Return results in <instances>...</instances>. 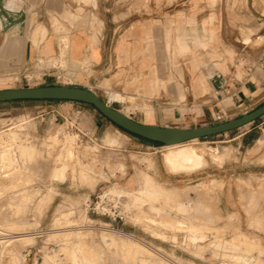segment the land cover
Segmentation results:
<instances>
[{"label":"rangeland","instance_id":"1","mask_svg":"<svg viewBox=\"0 0 264 264\" xmlns=\"http://www.w3.org/2000/svg\"><path fill=\"white\" fill-rule=\"evenodd\" d=\"M28 1L35 12L32 23L21 30L28 37L32 33L38 54L26 70H0V90L42 87L48 84L40 78L42 73L53 67L72 76L71 80L62 77L60 85L94 86L89 57L81 67L72 66L69 36L79 28L95 34L106 22L124 21L127 13L173 21L176 15L198 17L209 12L214 15L210 25L214 26L215 47L223 40L218 22L223 0H44L38 9L34 0ZM238 1L244 5V0ZM49 4L65 6L64 12L47 8ZM258 11L264 14V0H258ZM260 24L258 40L241 30L235 35L236 43L243 48L258 44L263 51L264 22ZM45 32L60 35L57 65L39 63ZM0 33L1 46L6 31ZM127 100L138 111L148 109L139 97ZM31 109L23 101L0 103V124H18L21 130L18 136L10 137L13 131L6 135L11 146L20 141L18 161L13 149L0 155V172L8 169L11 173L7 179L0 173V225L11 233L39 234L36 239L13 243L5 264L16 257V251L15 264H26L23 255L29 244L44 254L38 264H73L75 249L90 264H264V205L260 208L256 195L264 192L258 166L264 150L240 147L242 131L184 144L178 149H195L207 163L174 175V171L164 172V161L178 149L142 144L139 137L130 141L116 133L111 134L114 144L105 142V136L96 140L84 130L85 124L80 126L79 120L70 117L38 138L30 128L35 121L22 125L31 120ZM194 126L200 124L183 123L184 128ZM229 191L243 193L229 200ZM191 232L202 233L206 239L193 244L188 239Z\"/></svg>","mask_w":264,"mask_h":264},{"label":"crops","instance_id":"2","mask_svg":"<svg viewBox=\"0 0 264 264\" xmlns=\"http://www.w3.org/2000/svg\"><path fill=\"white\" fill-rule=\"evenodd\" d=\"M25 1L11 0L13 8L9 10L5 4L10 0H0V32L6 31L0 46V70H26L38 54L32 42V33L28 37L27 31L21 30L25 24L32 23L30 19L35 12L33 6L28 5L29 1ZM43 1L34 0L38 4L37 9ZM245 4L248 6L245 7ZM221 6L222 15L218 17V22L222 24L223 40L218 47H215L214 26L210 25L214 23V15L209 12L198 17L176 15L173 21L166 20L164 16L152 18L142 13L135 17L127 13L123 16L124 21L118 24L106 22V26L95 34L88 28L74 30L69 36V60L73 67L79 68L89 57L92 63L90 70L94 73V86L77 85L94 91L104 102L133 120L154 126L184 128L183 123L189 120L198 122L200 126L215 125L258 109L264 105V50H258V44L243 48L236 43L235 35L243 30L258 40L264 14L258 11V0H244L242 6L238 0H223ZM47 8L53 11L60 8L55 12L61 13L65 6L49 4ZM204 19L207 25L203 24ZM42 39L39 63L57 65L58 60H55L60 55V35L47 36L45 32ZM248 43L249 40H246L244 44ZM64 72L53 67L42 73L40 78L48 81L44 86L60 85L62 77L69 80L72 77ZM66 84L72 85L70 82ZM129 96L146 101L147 111L136 110L127 100ZM23 102L33 108L29 115L31 120L26 124L35 121L30 128L38 138L46 137L49 127L53 129L69 117L79 120L80 126L85 124L84 130L96 140L105 136V142L114 144L116 140L112 133L130 141L138 138L123 132L93 106L85 103L62 100ZM46 120L51 123H46ZM263 122L264 117L236 130L243 132L240 147L258 146L264 150ZM3 126L5 124H0V131ZM138 139L142 144L158 145L140 137ZM193 150L174 151L179 164L174 175H183L203 166L200 160L191 163L185 160L186 153ZM258 166L260 175L264 176V160ZM164 169V172L172 173L167 157ZM143 174L139 172L140 176ZM241 193L229 191L227 199L238 198ZM256 195L261 199L262 208L264 192H256ZM77 252L76 249L73 251V264H90Z\"/></svg>","mask_w":264,"mask_h":264},{"label":"water","instance_id":"3","mask_svg":"<svg viewBox=\"0 0 264 264\" xmlns=\"http://www.w3.org/2000/svg\"><path fill=\"white\" fill-rule=\"evenodd\" d=\"M76 101L93 106L120 129L164 146L183 145L196 139L214 137L238 130L264 117V105L241 117L215 125L189 128L162 127L140 123L104 102L94 91L76 86L53 85L36 88L0 90V103L15 101Z\"/></svg>","mask_w":264,"mask_h":264},{"label":"built area","instance_id":"4","mask_svg":"<svg viewBox=\"0 0 264 264\" xmlns=\"http://www.w3.org/2000/svg\"><path fill=\"white\" fill-rule=\"evenodd\" d=\"M68 118H64V120H67ZM22 125H26V123H22ZM4 128L2 131H0V155H5L8 151H14L13 155L18 161V154H19V142L13 141L15 144L11 146L12 144L6 140L7 136L9 135L8 132L13 131V133L10 135V137L18 136L21 133V130L18 129L19 125H9V126H3ZM262 132L264 134V129H262ZM4 163V162H3ZM8 170V169H7ZM7 170H2V179H7L11 176V173H7ZM15 236L17 234H12L9 232H6L1 226H0V264H5L7 251L12 247V244L17 242L15 241ZM33 237L36 239L39 237V234L34 233ZM44 257V254L40 248H37L36 245H26L24 250L23 259L26 264H38L40 260H42ZM29 259H32V261L29 263ZM60 264H63L60 262Z\"/></svg>","mask_w":264,"mask_h":264},{"label":"bare ground","instance_id":"5","mask_svg":"<svg viewBox=\"0 0 264 264\" xmlns=\"http://www.w3.org/2000/svg\"><path fill=\"white\" fill-rule=\"evenodd\" d=\"M75 66V65H74ZM198 140V139H196ZM178 145L176 146H167L168 148H176ZM186 152V151H185ZM182 154V153H181ZM167 157V164L170 168L171 171H176L177 170V156L175 154H170L169 156H166ZM185 160L189 163L191 162H194L195 160H200L202 162V165L205 164L206 160L204 159V156L202 153L198 152L197 150H193V151H188L186 153V157H185ZM207 163V162H206ZM151 165L154 164L153 161H150ZM150 165V166H151ZM179 165V164H178ZM181 168V167H179ZM185 170V169H183ZM177 172V171H176ZM186 224V223H185ZM172 225V224H171ZM6 232H9L11 233L10 231H7L3 225H0ZM168 226V225H167ZM12 234H17V236H15V241H25V240H29V239H33V234H29V233H26V232H17V233H12ZM188 239L190 240V242H192L193 244L199 242V241H204L206 239V236L202 233H199V232H191ZM136 240V239H135ZM138 241V240H136ZM143 245V244H142ZM148 247V246H147ZM18 252L16 251L15 254L13 255H16V257L13 256V258L10 260V263L9 264H15L16 263V259L18 260ZM20 263H22V261H20ZM56 264H60V262H57Z\"/></svg>","mask_w":264,"mask_h":264},{"label":"clouds","instance_id":"6","mask_svg":"<svg viewBox=\"0 0 264 264\" xmlns=\"http://www.w3.org/2000/svg\"><path fill=\"white\" fill-rule=\"evenodd\" d=\"M5 7H6L7 9H9V10H12V8H13V4H12L11 0H10L9 3H6V4H5Z\"/></svg>","mask_w":264,"mask_h":264},{"label":"trees","instance_id":"7","mask_svg":"<svg viewBox=\"0 0 264 264\" xmlns=\"http://www.w3.org/2000/svg\"><path fill=\"white\" fill-rule=\"evenodd\" d=\"M124 131V130H123ZM126 132V131H125ZM128 133V132H127ZM130 134V133H129ZM131 135H133V134H131ZM133 136H135V135H133ZM151 142V141H150ZM152 143H154V144H158V145H162V144H160V143H155V142H152Z\"/></svg>","mask_w":264,"mask_h":264}]
</instances>
